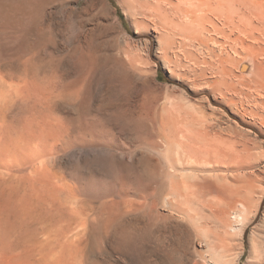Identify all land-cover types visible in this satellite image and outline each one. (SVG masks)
Wrapping results in <instances>:
<instances>
[{
  "label": "rangeland",
  "instance_id": "1",
  "mask_svg": "<svg viewBox=\"0 0 264 264\" xmlns=\"http://www.w3.org/2000/svg\"><path fill=\"white\" fill-rule=\"evenodd\" d=\"M156 3L0 0V114H6L0 117L4 130L0 129V153L29 152L33 161L42 154L40 158L47 159L45 166L61 188L57 199L76 210L70 217L60 205L53 206L51 195L45 193L48 197L43 198V184L36 177L34 181L31 170L4 177L5 184L0 182V233L9 231V223V242L16 241L19 246L6 253L0 249V264H50L59 258V241L67 236L75 245L68 264H204L202 242L190 228L177 226L163 205L174 169L165 146V150L159 147L157 132L166 119L176 122L185 118V112L196 114L199 105L215 113L222 112L223 106L201 86L204 78L195 77L203 67L199 53L191 49L186 51L188 57L180 38L173 35L170 26L175 27L179 18L167 4H159L160 8ZM41 100L46 109L49 106L46 115L38 111ZM43 118L49 128L42 134L45 141L39 144L38 124ZM34 131L39 133L38 139ZM259 140L264 143V137ZM120 188L127 189L124 198L119 195ZM121 198L134 203L130 206L127 201L124 207ZM112 201L119 207L110 209ZM22 207L21 215L14 217V208ZM263 209L264 205L255 223L258 229H264L260 219ZM250 230L240 264L249 257Z\"/></svg>",
  "mask_w": 264,
  "mask_h": 264
},
{
  "label": "bare ground",
  "instance_id": "2",
  "mask_svg": "<svg viewBox=\"0 0 264 264\" xmlns=\"http://www.w3.org/2000/svg\"><path fill=\"white\" fill-rule=\"evenodd\" d=\"M175 1L176 4H173L171 0H156V4L160 8L161 6L159 4H167L170 6V10L175 13V16L177 15L179 18L178 20L180 21L176 20L177 23L175 27L170 26L174 29L173 31H175L173 35H177L176 37L180 38V46L182 50L185 51L186 55H188L186 51L194 49L201 56L199 62L203 67L199 69L198 73L197 71L194 73L195 77L204 78L203 81L200 82L202 84L201 86H205L206 90L213 94V101L222 105L223 110L220 113H215L212 108L206 109L199 105L200 108L197 107L199 110L194 108L197 109L196 114H188L187 112L184 114V112H181L184 114L183 116H185V118L182 119L181 117V119L178 120L179 122H174L175 119L173 120V118V121H171V117L168 115L172 123L166 119V122H162L158 127V132H156L159 139V147L163 146L162 149H166V158L171 164L172 169H174V173L171 174V184L169 183L171 185V190L170 192L168 191V195H165L166 197L164 198L163 205L169 210L168 213L173 214L172 216L174 218L172 217V221H174L177 226L190 228L195 233V236L202 242L206 249L204 264H240L245 252V236L250 229L251 232L248 240L250 250L249 257L245 264H264V229H258L255 226L259 212L264 205V143L259 140L261 136L264 137V0ZM160 8L157 12L160 11ZM164 20L166 21L167 18ZM169 38L168 41H171ZM162 40H164L163 37ZM174 40L175 39L172 41L174 42ZM166 43L165 46L167 45ZM171 43L172 42H168V44ZM192 54L193 52L191 53V57L193 56ZM193 57L191 59L195 61L196 58L194 59ZM170 60L172 61V59ZM26 84L25 87L27 86ZM2 91L3 87H0V92ZM215 92H217L218 97L215 96ZM36 102L38 103V101ZM180 105H182V103ZM38 106V111L43 112L45 115L48 114L46 110L50 112L48 109L49 106L46 109L44 101H39ZM37 109L38 107L36 110ZM207 110H209V112ZM4 114L3 116L0 114V117H4ZM39 114H37V116H40ZM178 114L177 112V116ZM50 116L51 115H49V117ZM44 120L46 119L43 118L41 124H38L40 126V128L38 127V132H40L41 136L39 144L45 141V139H43V133L45 132L46 134V130L49 128ZM28 128L31 130V126ZM0 129L2 128L0 127ZM36 132L33 134H36L34 136H37V138L34 136L32 137L38 139L39 133L37 135ZM1 135L2 133L0 136ZM6 135L7 134H4V136ZM2 139H0V142H2ZM28 139H30V137ZM97 139L95 140L97 141ZM152 145L153 144H151V146ZM40 147L44 148L45 145L42 146L41 144ZM155 149H157V147H155ZM39 150L40 153L45 151V149H42V151L41 149ZM28 153H21L18 155H3L0 153V182L5 184L4 177H8L13 173H27V171L31 170V173H34V181L36 177V179L40 180V185L41 183L43 184V186H41L42 193L44 192L43 189L45 190L43 198L45 193L51 195V197H49L51 198V202H53V206L54 204L57 206L60 205L64 213L69 214L70 217L72 214L75 216V208L72 209L75 206L70 205L73 207H67L65 202L62 204L61 200L59 201L57 199L56 193H59L61 188H58V183H56L54 176L45 166L47 159L45 160L44 157L40 158L41 154L38 159L35 157L33 161L32 153H30L32 156ZM156 164L158 165V163ZM159 167L161 168V165ZM23 174L25 175V173ZM150 174L152 173L150 172ZM28 179L30 178H25V180ZM135 184H138V182ZM129 186L131 189L133 185ZM98 189L100 190V187ZM126 191L120 188L119 195L124 198L127 193ZM115 196L117 197V195ZM147 197L148 194L146 198ZM52 198L55 203L52 201ZM102 198L104 201V197ZM157 198L158 196L154 197V207H156ZM136 200H138V198ZM109 201H111V199H109ZM71 202L73 203L72 199ZM120 202H124L122 206L124 205V207H126L125 199ZM129 203L131 206L134 202L131 203L128 201V205ZM118 205L119 203H117V201H112L109 208L113 209ZM60 207H58L59 210ZM24 209V207H22V209L19 208V210L14 208L13 216H19L20 212L22 210L24 211ZM206 210L208 214L205 213ZM78 211L80 212V210ZM113 211L115 212L117 210ZM118 211L120 210L118 209ZM168 213L166 214L168 215ZM82 215H84L83 212ZM170 218L171 217H169V220L172 219ZM260 219L264 221V212ZM77 222H79V220ZM157 222L158 221L154 223ZM80 223L81 221L78 223V227L82 226ZM8 226H10V228ZM7 227L9 231H11L12 226L9 223H6V228ZM158 227L161 226L158 225ZM9 231L5 230L2 234L0 233V249L4 253L19 246L17 245L18 242L15 244L16 241L14 244L9 242ZM161 235H163V233ZM59 248V258L57 257V259L54 260L55 262L51 260V263L53 261V264H68L67 261L70 259V254L73 253L72 251L75 249L74 242H71L67 236L65 239L59 241ZM49 257L51 256L49 255Z\"/></svg>",
  "mask_w": 264,
  "mask_h": 264
}]
</instances>
